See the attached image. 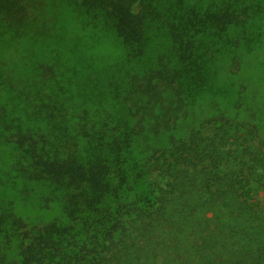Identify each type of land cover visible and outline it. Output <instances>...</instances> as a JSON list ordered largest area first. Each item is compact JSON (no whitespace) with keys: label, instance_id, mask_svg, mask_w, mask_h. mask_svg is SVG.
Wrapping results in <instances>:
<instances>
[{"label":"trees","instance_id":"trees-1","mask_svg":"<svg viewBox=\"0 0 264 264\" xmlns=\"http://www.w3.org/2000/svg\"><path fill=\"white\" fill-rule=\"evenodd\" d=\"M31 1L0 0L5 29L20 34ZM67 1L112 24L133 57L145 24L163 26L176 60L132 74L140 102L119 111L96 106L108 87L63 77L62 98L42 105L53 134L11 142L59 212L32 226L1 199L0 264H264V105L223 76L264 44V0Z\"/></svg>","mask_w":264,"mask_h":264},{"label":"rangeland","instance_id":"rangeland-1","mask_svg":"<svg viewBox=\"0 0 264 264\" xmlns=\"http://www.w3.org/2000/svg\"><path fill=\"white\" fill-rule=\"evenodd\" d=\"M138 8L136 3L135 10ZM29 9V19L19 35L5 29L0 18V71H3V79H0V200H13L18 216L33 226L47 223L57 215L59 207L45 185L26 181L23 169L27 161L19 163L20 154H16L11 142L27 136L53 134L51 121L43 119L44 116L47 119V115L42 105L48 103L54 107L59 94L62 98L63 77L69 81V73L75 72L80 81L92 80L98 87H108L111 93L106 91L103 94L106 100L96 102V106L119 111L140 102L141 95L129 86L131 75L144 73L159 62L173 65L177 51L163 26L145 24L144 44L140 54L133 57L112 24L71 1L32 0ZM34 38L51 41L50 47L38 50ZM28 45L34 52L28 50ZM57 50H63L71 60L59 62ZM242 60L238 69L232 68L234 74L226 67L223 76L245 81L247 93H242L247 97L245 100L250 97L254 105L263 106L264 44ZM44 66L50 70L43 72ZM113 91L119 93V99L112 98ZM231 96L233 98L230 93ZM208 99L201 103L205 106ZM219 102L223 103V98H219ZM245 118L253 119L250 113ZM91 119L99 120L93 115ZM259 120L264 134V116ZM81 149L80 144H69L64 150L66 154H75Z\"/></svg>","mask_w":264,"mask_h":264}]
</instances>
